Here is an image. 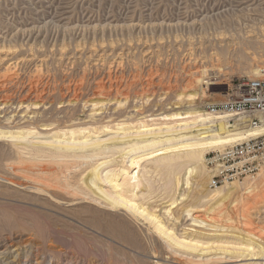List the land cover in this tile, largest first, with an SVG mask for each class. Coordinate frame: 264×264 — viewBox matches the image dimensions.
<instances>
[{
  "label": "rangeland",
  "instance_id": "rangeland-1",
  "mask_svg": "<svg viewBox=\"0 0 264 264\" xmlns=\"http://www.w3.org/2000/svg\"><path fill=\"white\" fill-rule=\"evenodd\" d=\"M263 37L264 0H0V132L34 136L0 139V264H264V208L243 224L226 205L216 216L226 232L182 212L206 186L217 189L210 174L195 179L185 202L167 206L163 186L172 174L143 160L139 186L123 193L176 236L199 242L193 250L173 245L142 216L106 206L80 181L89 166L120 162L116 133L140 121L163 135L180 122L173 115L207 113V104L256 79ZM244 124L229 118L230 127ZM73 131L98 137L100 148L65 151L55 164L42 143ZM42 176L51 177L47 187L34 182ZM236 232L252 234L254 249H234L244 246Z\"/></svg>",
  "mask_w": 264,
  "mask_h": 264
},
{
  "label": "bare ground",
  "instance_id": "bare-ground-1",
  "mask_svg": "<svg viewBox=\"0 0 264 264\" xmlns=\"http://www.w3.org/2000/svg\"><path fill=\"white\" fill-rule=\"evenodd\" d=\"M251 74L255 78L264 77V68L262 70L253 69ZM231 117L232 116L216 117L208 113L199 112L186 113L182 117L179 115H173V120L180 122L176 125L174 124L173 126L163 128L165 129L163 135H161V131H163L161 128H149L146 124L137 119L139 123L135 125V130L131 132L116 133V137L114 138L120 146L119 147L117 145L119 148L116 147L117 153L121 158L120 162L114 164L111 162H104L102 164L89 166V174L86 175L87 177L85 178L81 177L82 179L80 181L83 182V187L86 190L98 195L99 198L104 200L106 206L115 210H120L122 208L134 215L136 214L142 216L144 220L153 225L155 232L164 236L170 243L178 247L185 246L193 250L199 242L176 236L177 234L175 232L161 223L160 219H158L153 211L146 212L144 210H140V207H138L139 205L132 200L133 196L131 199H127L123 196V193L131 192L132 195L134 189L136 190L140 183L141 162L143 160L152 161L155 170L167 169L170 171V174H172L168 183L163 186L167 189L168 193L165 197V199H167V206L178 205L185 202L192 185L195 184V179L203 177L204 180H208L209 174L211 176L210 170L205 165L206 160L203 158L205 153L208 151L220 150L236 142L264 134V123L254 129L249 128L246 124H244V127H235L233 125L230 127L229 118ZM245 127L247 129H244ZM119 129L121 128L119 127ZM70 134L69 139H56L52 142L42 143L44 146L51 148V156L47 157L51 158L50 160L52 162H56V159L58 158L60 159L66 157L64 155L65 151V153H67V151L74 152L75 150H82L86 147L100 148L101 143L98 140V137L87 140L85 137L82 139V137L79 136V133H76L75 131L70 132ZM5 135V133L0 132V139L7 137ZM30 135L32 134L20 132L17 134H10L7 138L23 141L34 137ZM62 135L65 136L64 134ZM75 135H77V137H75ZM101 153L92 157L100 156ZM57 163L58 161L55 164ZM180 172L181 176L177 177ZM42 173L46 174L50 172L42 171ZM260 173L261 175L259 176L258 173L256 174L259 179L254 183L252 181L251 183H247V181L240 184L238 182H233L225 184L221 187H216L217 189L215 190H209L206 186L205 191L197 201V204L185 206L182 212H184L185 217L191 218L192 223H196L198 225L206 224L213 230H217L219 232L227 231V227L220 224L221 220L219 223L216 220V216L218 218L219 215L217 212H219L226 205H232V207L235 208L234 211L236 212V216H238L239 220H244L248 215L258 214L259 216L260 212L264 208V165L262 166ZM47 176H49V174H47ZM50 179L51 177L47 178L42 176L39 181L34 180V182L47 187L46 181H52ZM245 179L246 178H244V180ZM53 180L56 181L57 178ZM98 182L104 184V188L103 186L99 187L97 185ZM237 184L240 185V188L243 191L241 192V198H239V200L236 197V191L238 188ZM89 185L93 186L95 189H91ZM199 185L196 184L194 189L199 188ZM64 186L70 188L67 183L66 185L64 184ZM96 191H99V193ZM74 192H76V190ZM135 198L136 195L133 199L135 200ZM164 213L167 216H171L170 208L165 209ZM196 213L201 214L194 215ZM226 215H228V213ZM229 218L230 216L226 219V222L231 220ZM243 222H245V220L242 221V223ZM236 233L233 237L235 240L241 241L244 246H239V248L234 249L241 250L244 248L247 251L254 249L251 247L254 243L251 240L252 234L245 232L246 235L242 236L240 232ZM261 249L262 248H260V250ZM261 252L263 253V250H261Z\"/></svg>",
  "mask_w": 264,
  "mask_h": 264
},
{
  "label": "built area",
  "instance_id": "built-area-1",
  "mask_svg": "<svg viewBox=\"0 0 264 264\" xmlns=\"http://www.w3.org/2000/svg\"><path fill=\"white\" fill-rule=\"evenodd\" d=\"M212 116H238L249 128L264 123V78L242 80L224 102L207 104ZM209 186L221 187L255 176L264 165V134L231 144L207 154Z\"/></svg>",
  "mask_w": 264,
  "mask_h": 264
}]
</instances>
